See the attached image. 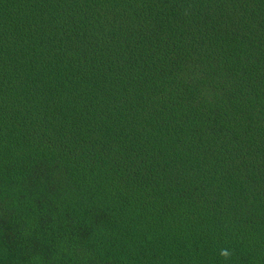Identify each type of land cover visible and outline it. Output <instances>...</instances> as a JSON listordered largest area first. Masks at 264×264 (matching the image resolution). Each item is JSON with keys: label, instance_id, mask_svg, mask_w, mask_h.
<instances>
[{"label": "trees", "instance_id": "16d2710c", "mask_svg": "<svg viewBox=\"0 0 264 264\" xmlns=\"http://www.w3.org/2000/svg\"><path fill=\"white\" fill-rule=\"evenodd\" d=\"M0 264H264V0H0Z\"/></svg>", "mask_w": 264, "mask_h": 264}, {"label": "clouds", "instance_id": "9594fccd", "mask_svg": "<svg viewBox=\"0 0 264 264\" xmlns=\"http://www.w3.org/2000/svg\"><path fill=\"white\" fill-rule=\"evenodd\" d=\"M220 254L222 256H227L229 253H228V251L226 249H222Z\"/></svg>", "mask_w": 264, "mask_h": 264}]
</instances>
